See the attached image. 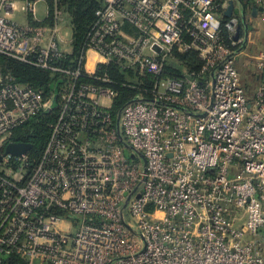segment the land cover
Listing matches in <instances>:
<instances>
[{
	"label": "built area",
	"instance_id": "1",
	"mask_svg": "<svg viewBox=\"0 0 264 264\" xmlns=\"http://www.w3.org/2000/svg\"><path fill=\"white\" fill-rule=\"evenodd\" d=\"M234 1L103 0L69 69L58 0H0V56L64 77L44 101L0 73V147L57 109L38 160L0 155V264H264V57L248 99ZM174 52L198 72L164 78ZM109 64L151 77L118 113Z\"/></svg>",
	"mask_w": 264,
	"mask_h": 264
},
{
	"label": "trees",
	"instance_id": "2",
	"mask_svg": "<svg viewBox=\"0 0 264 264\" xmlns=\"http://www.w3.org/2000/svg\"><path fill=\"white\" fill-rule=\"evenodd\" d=\"M58 2L60 8L69 17L72 51L57 61V66L72 69L74 61L82 52L86 35L95 22V12L103 7L104 3L103 0H58ZM226 18L223 16L220 19L224 22ZM200 66L201 63L193 52H174L165 62L164 78H180L196 73ZM0 73L3 76H11L16 84L29 87L39 93L44 101L53 98L54 94L56 96L64 84V77L59 74L33 69L4 56H0ZM99 73H106L111 78V86L117 93L111 108L114 113H118L125 104L136 97L144 98V88L151 80V77H140L139 74L116 64L101 66ZM52 100L55 106L59 98ZM56 115L57 109L39 112L15 129L8 142L29 144L31 148L27 155L31 160H38L48 139L50 125L54 123ZM4 148L5 146L0 147V155L4 153Z\"/></svg>",
	"mask_w": 264,
	"mask_h": 264
},
{
	"label": "crops",
	"instance_id": "3",
	"mask_svg": "<svg viewBox=\"0 0 264 264\" xmlns=\"http://www.w3.org/2000/svg\"><path fill=\"white\" fill-rule=\"evenodd\" d=\"M226 13V12H224ZM231 14L236 15L240 22V35L246 38V44L244 45L241 54L237 61V70L239 74L240 83H242L241 76L250 73V76L254 82V92L259 84V77L256 72V63L260 58L264 57V20H262L261 14L258 13L254 5L244 0H237L232 2ZM226 16V15H224ZM221 21L220 18H218ZM126 31V28H125ZM258 35L262 43H254L255 37ZM71 29L64 35V43L62 44V51L66 54H70L72 48L70 46ZM252 45L256 49H252ZM100 62V59L96 56L89 55L86 62V69L89 72L94 71L96 65ZM246 81V80H245ZM246 94L250 87L248 85H242ZM264 237V230H263Z\"/></svg>",
	"mask_w": 264,
	"mask_h": 264
},
{
	"label": "water",
	"instance_id": "4",
	"mask_svg": "<svg viewBox=\"0 0 264 264\" xmlns=\"http://www.w3.org/2000/svg\"><path fill=\"white\" fill-rule=\"evenodd\" d=\"M231 10H232V4H230L229 8L227 9L225 13L226 17H230ZM30 148L31 146L29 144L10 143V144L5 145L3 156L10 155L13 157H20L22 155L27 154Z\"/></svg>",
	"mask_w": 264,
	"mask_h": 264
},
{
	"label": "rangeland",
	"instance_id": "5",
	"mask_svg": "<svg viewBox=\"0 0 264 264\" xmlns=\"http://www.w3.org/2000/svg\"><path fill=\"white\" fill-rule=\"evenodd\" d=\"M15 20L18 22H23V17L21 15H18L15 18ZM258 42L262 43L261 40L259 39L258 35H256L254 43L257 45ZM252 49L253 50L256 49L254 45H252ZM250 78H251V76H250V73L248 72V74H245L244 77L241 76L242 83H240L242 86V85H245V82H246V85H248L250 87V90H248V94H247L248 99H251L253 97V92H254V82Z\"/></svg>",
	"mask_w": 264,
	"mask_h": 264
}]
</instances>
